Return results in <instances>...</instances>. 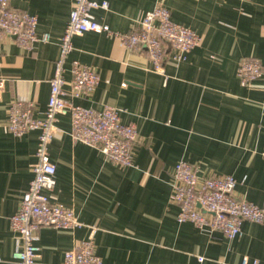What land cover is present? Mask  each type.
Returning <instances> with one entry per match:
<instances>
[{
    "label": "crops",
    "instance_id": "0c3cea01",
    "mask_svg": "<svg viewBox=\"0 0 264 264\" xmlns=\"http://www.w3.org/2000/svg\"><path fill=\"white\" fill-rule=\"evenodd\" d=\"M106 1L107 9L92 13L113 32L131 31L159 4L201 43L182 62L172 59L167 46L159 72L145 50L128 49L113 33L72 38L66 66L77 60L97 71L99 82L90 95L72 98L67 72L64 98L95 111L118 108L121 120L137 130L134 164L118 166L75 142L69 115H57L48 149L56 183L44 193L72 209L81 226L39 228L34 264H61L64 253L92 231L103 264H240L243 257L264 264L263 225L244 221L241 234L229 239L177 222L178 205L170 201L175 165L184 160L198 166L200 178L232 175L234 195L264 208V77L246 85L236 77L245 57L257 58L264 70V0ZM9 3L36 15L37 36L49 33L50 40L31 50L8 36L0 41V264H14L9 220L32 178L38 136L36 130L22 137L9 133L7 109L15 100L31 101L34 116H44L73 0Z\"/></svg>",
    "mask_w": 264,
    "mask_h": 264
},
{
    "label": "built area",
    "instance_id": "2783aa9c",
    "mask_svg": "<svg viewBox=\"0 0 264 264\" xmlns=\"http://www.w3.org/2000/svg\"><path fill=\"white\" fill-rule=\"evenodd\" d=\"M9 1L0 0V41L4 37H11L25 50H31L37 41L49 42V33H43L40 37L36 34V15L11 7ZM97 8L107 9L108 2L73 0L68 21L59 39V53L49 81L44 116H34L35 104L31 101L15 100L7 109L5 127L13 136L22 137L29 131H38L35 160L31 165L32 178L18 210L9 220L16 240L12 253L14 264L35 263L40 250L35 242L39 228L73 229L81 226L72 209L52 203L44 193L52 191L56 183L55 165L50 160L48 149L54 137L57 115H69L71 137L75 142L98 150L107 161L118 166L130 167L134 164L137 130L133 123L121 120L118 108L105 106L95 111L64 98L67 94L64 90L67 72L70 75L68 94L72 98L90 95L99 82L97 71L77 60L66 66V58L73 48L72 38L88 31L113 33L128 49L145 50L154 70L159 72H162L161 64L167 46L172 59L182 62L201 43L198 34L174 22L169 10L162 5L157 4L147 11L139 25L125 33L113 32L108 25L98 23L92 13ZM236 77L244 85L264 77L261 62L252 57L241 59ZM1 85L0 79V88ZM262 156L264 158V150ZM172 177L170 201L178 205L177 222H190L198 228L218 230L229 239L241 234L244 221L264 226V208L234 195L236 180L232 175L200 178L197 165L181 160L175 165ZM91 233L88 239L79 240L73 249L64 253L61 264H103L95 253L93 231ZM240 264H249V259L243 257ZM251 264H258V261L253 260Z\"/></svg>",
    "mask_w": 264,
    "mask_h": 264
}]
</instances>
